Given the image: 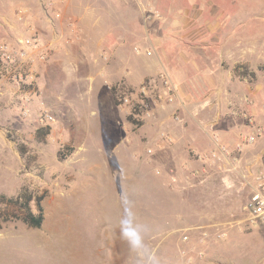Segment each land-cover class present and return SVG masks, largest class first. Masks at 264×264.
Returning <instances> with one entry per match:
<instances>
[{
    "label": "rangeland",
    "instance_id": "rangeland-1",
    "mask_svg": "<svg viewBox=\"0 0 264 264\" xmlns=\"http://www.w3.org/2000/svg\"><path fill=\"white\" fill-rule=\"evenodd\" d=\"M25 1L12 8L16 0H0V43L35 34L56 52L35 68L30 102L0 83V194L14 197L26 191L32 198L39 196L44 222L34 229L0 217V264H264V224L243 221L249 192L239 176L246 168L256 169L264 139L244 150L240 169L214 166L202 173L194 160L195 153L213 148L214 135L232 147L239 135L251 131L244 116L264 128V0H196L203 11L197 27L205 33L195 41L204 46L196 47L227 51L236 44V53H247L244 61L240 56L230 61L227 53L224 58L211 56L238 75L236 88L222 94L217 114L212 112L224 134L209 124L204 131L210 144L189 151L182 162L187 145L170 149L174 139L165 129L185 127L182 115L172 111L154 120L169 106L145 107L137 89L149 77L138 86L108 81L97 43L84 41L76 20L84 5L92 20L110 25L112 20H162L155 0H74L65 17L55 8L60 0H48L43 8L37 0ZM178 3L185 5L184 0ZM52 18L70 20L54 25L56 35L63 37L57 43L50 36L41 40L32 28L34 20ZM135 48L136 59L154 60ZM121 95L129 96L130 103L120 105ZM43 114L53 120L40 122ZM46 127L48 135L37 134ZM155 132L172 137L164 143L165 151L152 144ZM121 227L138 233L141 243L123 240Z\"/></svg>",
    "mask_w": 264,
    "mask_h": 264
},
{
    "label": "crops",
    "instance_id": "crops-1",
    "mask_svg": "<svg viewBox=\"0 0 264 264\" xmlns=\"http://www.w3.org/2000/svg\"><path fill=\"white\" fill-rule=\"evenodd\" d=\"M73 1L60 0L55 3V8L60 9V12L63 10L62 16L65 17L64 14L73 6ZM180 1L182 0H155L154 6L163 16L162 20H112L115 24L114 27L112 21L110 25L108 20H92L88 12L89 6L85 5L83 13L79 17L76 16V20L78 27L81 28L80 32L86 37L84 41L87 43L88 40H91L97 43L99 55L104 60L101 61L100 68L107 71L108 81L113 82L121 79L127 86H138L145 78L149 77L148 80H150L151 76L156 77L162 69L169 73L177 89L178 99L166 109V112L158 113L154 120L162 118L166 115L165 113L172 111H178L182 115L186 121L185 127H183L184 125L179 129L171 126L165 127L174 139V143L169 146L170 149L179 151L180 146L187 145L179 157V162H182L188 157L189 151L204 150V147L210 144L211 138L204 131L209 124L220 131L222 135L224 134L221 126H218V116L214 121L212 112L214 115L217 114L214 109L215 105L222 101V94L228 95L236 88L235 82L238 75L233 72V69L226 71L227 69L222 67L223 64L221 65L222 62L211 61V56L214 54L219 58H224L227 53L226 57L230 61L231 59L234 61L233 57L235 56L242 57L244 61L247 52L246 49H243L241 53H236V50L234 51L236 44H233V47L227 51L197 48L196 45L204 46L202 42L195 43V41L203 39L205 34L197 27L203 22V20H199L203 11L196 8V0H184V7L175 6ZM21 2L26 1L16 0L12 8L21 6ZM47 2L48 0H37L40 8H43ZM28 9L31 8L28 7ZM191 11L193 12L192 19L189 20L188 14ZM60 14L57 17H60ZM47 16L49 17L48 14ZM29 21L33 22V20ZM69 21L53 20V18L52 20H34L36 24L32 28L41 40L45 41L50 36L51 40L57 43V41L63 40V37L56 35L57 27L54 25H68ZM97 30L99 33L95 38L93 33ZM210 31L211 29H208L207 33L209 34ZM215 38L214 41H216ZM232 38H234L233 35L230 36V39ZM135 47L145 51V54L150 51L151 54L146 56H155L154 60L146 58V60L140 61L136 59L133 55ZM55 52L56 50L51 51L49 55H53ZM196 58H200V60L197 61ZM52 62L53 60L47 62V66H51ZM211 119L212 121H210ZM229 127H233L231 123ZM150 140L155 146L160 143L159 133L155 132ZM161 145V148L156 147V151L164 149V143Z\"/></svg>",
    "mask_w": 264,
    "mask_h": 264
},
{
    "label": "built area",
    "instance_id": "built-area-1",
    "mask_svg": "<svg viewBox=\"0 0 264 264\" xmlns=\"http://www.w3.org/2000/svg\"><path fill=\"white\" fill-rule=\"evenodd\" d=\"M53 50V44L45 45L37 39L35 34L14 38L11 41L0 43V83L7 84L17 93L21 92L24 102H30L35 79V68L47 59L49 52ZM135 52H139L135 48ZM149 51L146 55H150ZM137 94L143 100H146L145 107L150 106L163 109L172 105L178 99V92L175 88L169 73L162 69L158 72L154 79H150L146 83H142ZM120 105L130 103L129 96L121 95L119 98ZM152 110V108H149ZM150 113L148 112L147 115ZM249 122L251 129L248 133L239 135L238 140L232 147H228L220 136L212 137L213 148L202 153H195L194 160L201 166V172L206 173L210 167L217 169L225 168L227 165L230 169H240V163L244 150L253 146L256 142L264 139V128L262 126L253 125L251 118L244 116ZM180 121L178 117L174 118ZM52 117L43 114L40 122L52 121ZM159 139L163 143H171L172 137L166 133H160ZM157 148L162 145L158 143ZM148 149V153H151ZM240 179L245 188L248 189V197L243 206L245 213L244 222L264 224V155L259 157V162L254 171L246 168L240 174ZM186 241L187 237L183 236Z\"/></svg>",
    "mask_w": 264,
    "mask_h": 264
},
{
    "label": "trees",
    "instance_id": "trees-1",
    "mask_svg": "<svg viewBox=\"0 0 264 264\" xmlns=\"http://www.w3.org/2000/svg\"><path fill=\"white\" fill-rule=\"evenodd\" d=\"M110 92L114 104L118 106L116 89L112 87L110 88ZM127 120L132 124L136 123L132 120V116H128ZM37 134L42 136L48 135L49 127L40 128L37 130ZM41 202L42 199L39 196L32 198L26 191L14 197L0 194V217L3 221H20L29 228H41L44 222V208Z\"/></svg>",
    "mask_w": 264,
    "mask_h": 264
},
{
    "label": "clouds",
    "instance_id": "clouds-1",
    "mask_svg": "<svg viewBox=\"0 0 264 264\" xmlns=\"http://www.w3.org/2000/svg\"><path fill=\"white\" fill-rule=\"evenodd\" d=\"M120 235L123 240H127L130 244L139 245L141 243L138 233L132 229L121 227ZM159 264V261H156Z\"/></svg>",
    "mask_w": 264,
    "mask_h": 264
}]
</instances>
